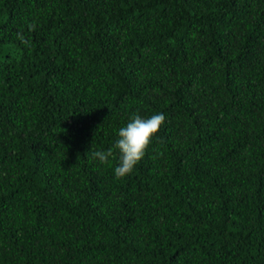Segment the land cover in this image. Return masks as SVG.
Instances as JSON below:
<instances>
[{
    "label": "trees",
    "instance_id": "obj_1",
    "mask_svg": "<svg viewBox=\"0 0 264 264\" xmlns=\"http://www.w3.org/2000/svg\"><path fill=\"white\" fill-rule=\"evenodd\" d=\"M0 264H264V0H0Z\"/></svg>",
    "mask_w": 264,
    "mask_h": 264
}]
</instances>
